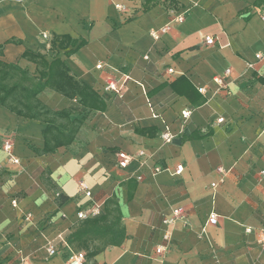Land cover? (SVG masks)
Returning a JSON list of instances; mask_svg holds the SVG:
<instances>
[{"label":"crops","instance_id":"1","mask_svg":"<svg viewBox=\"0 0 264 264\" xmlns=\"http://www.w3.org/2000/svg\"><path fill=\"white\" fill-rule=\"evenodd\" d=\"M178 14L185 20L175 24ZM263 14L257 0H0V63L39 77L38 56L60 59L110 97L104 111H90L41 92L45 107L85 119L53 153H44L47 123L0 104V264H68L78 252L83 264H264ZM110 82L121 91L106 90ZM119 151L145 156L123 169ZM219 167L229 171L222 182ZM81 182L104 203L101 216L107 200L119 203L128 235L94 257L67 243L91 202Z\"/></svg>","mask_w":264,"mask_h":264},{"label":"trees","instance_id":"2","mask_svg":"<svg viewBox=\"0 0 264 264\" xmlns=\"http://www.w3.org/2000/svg\"><path fill=\"white\" fill-rule=\"evenodd\" d=\"M157 1L147 0V3L150 5ZM261 2L264 0H257V3ZM38 57L39 77L31 76L17 66L0 63V104L8 106L21 117L47 123V128L43 132L44 153H53L58 147L73 143L85 119H72V110L52 111L45 107L37 99L41 92L49 88L70 99L78 98L81 105L90 111H104L110 97H101L87 84L72 76L62 60L54 59L49 63L43 56ZM14 76L17 78L14 79ZM16 93H19L18 99L14 102L9 101ZM67 199L59 195V205L65 203ZM107 206L105 215L86 219L78 224L67 237L69 246L87 249L88 255L94 257L108 246H121L125 242L128 235L122 224L120 205L117 201L109 199ZM92 243L100 245L90 249Z\"/></svg>","mask_w":264,"mask_h":264},{"label":"built area","instance_id":"3","mask_svg":"<svg viewBox=\"0 0 264 264\" xmlns=\"http://www.w3.org/2000/svg\"><path fill=\"white\" fill-rule=\"evenodd\" d=\"M263 18H264V14H263ZM184 20H185V14H178V15H176L173 18L172 22L175 23V24H179V23H182ZM167 29H168V27L164 28L163 31H165ZM43 37L44 38H48V35L47 34H43ZM204 40H205V43L208 44V45H212V44L215 43V38L211 37V36H205ZM256 57H257V59L262 60V59H264V53H259V54H257ZM250 66H252V65H250ZM98 67H101V65H99ZM168 72L172 73L173 69H169ZM229 74H230V70H227L226 71V75H229ZM218 82L221 83V84L224 83L222 78H219ZM106 90L113 91V92L121 91V89L118 88L117 85L114 82H110L108 84ZM200 90L202 92L204 91L203 89H200ZM190 115H191V110H184L181 113V118L185 121V120H187L190 117ZM218 122H223V118L218 119ZM162 139L165 142H171L173 140V136L169 132H165V133L162 134ZM4 150L9 154V161L10 162H13V163H18L19 162L18 159L14 158L12 156V145H11L10 141H6L5 142ZM117 156H118V166L120 168L125 169L135 159H138L140 157H144L145 156V152L144 151H139L135 155V154H130V153H127V152H124V151H119ZM160 169L161 168L158 167L155 170H156V172H158V171H160ZM182 171H183V166L182 165H178L177 169H176V173L180 174ZM216 171L221 176L220 182L224 181L225 177L229 173V171L226 170L223 167L217 168ZM139 178H142V177H139ZM218 183L219 182H213L211 184V186L213 188H215V187H217ZM79 188L85 194V196H87L89 199H91V202L86 208L81 209V210L78 211V213H77L78 219L79 220H86V219H92V218H97V217L101 216L102 213H103V209H104V203L92 199V192H91L88 184H86L84 182H81L80 185H79ZM15 203L16 202L13 201V204H15ZM180 213H181L180 209H175L173 211V214H174L175 217L178 216ZM173 222H174V219H166L165 220V223L167 225H169V226H171L173 224ZM218 222H219L218 215L216 213H212L209 216L208 224L216 225V224H218ZM247 231H250V229H248ZM170 235H171V233L169 231L166 232L165 235H164V240L167 243L170 240ZM261 241L264 242V234H263V237H262ZM166 250H167V245L163 244V245H160V246H158L156 248V253L159 254V255H162L163 253L166 252ZM48 253H49L50 256H54L56 254L55 248L50 247L48 249ZM85 259H86V254L84 252H78V253H75L72 256V258L69 260L68 264H83Z\"/></svg>","mask_w":264,"mask_h":264},{"label":"rangeland","instance_id":"4","mask_svg":"<svg viewBox=\"0 0 264 264\" xmlns=\"http://www.w3.org/2000/svg\"><path fill=\"white\" fill-rule=\"evenodd\" d=\"M139 180H141V178H139Z\"/></svg>","mask_w":264,"mask_h":264}]
</instances>
